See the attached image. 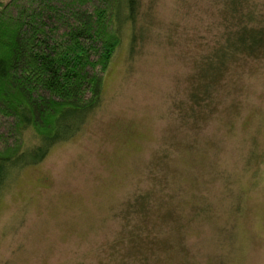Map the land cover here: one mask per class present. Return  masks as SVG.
Listing matches in <instances>:
<instances>
[{
	"label": "rangeland",
	"instance_id": "obj_1",
	"mask_svg": "<svg viewBox=\"0 0 264 264\" xmlns=\"http://www.w3.org/2000/svg\"><path fill=\"white\" fill-rule=\"evenodd\" d=\"M139 1L80 132L0 190V264H264V55L218 68L223 0Z\"/></svg>",
	"mask_w": 264,
	"mask_h": 264
},
{
	"label": "trees",
	"instance_id": "obj_2",
	"mask_svg": "<svg viewBox=\"0 0 264 264\" xmlns=\"http://www.w3.org/2000/svg\"><path fill=\"white\" fill-rule=\"evenodd\" d=\"M251 1L223 0L233 33L214 49L222 55L215 60L218 68L236 56L264 55V26L257 25ZM139 3L128 0V15L122 14L124 0L0 4V190L29 154V165H37L53 146L80 132L101 102L121 28L136 22ZM28 130L32 145L25 140Z\"/></svg>",
	"mask_w": 264,
	"mask_h": 264
}]
</instances>
